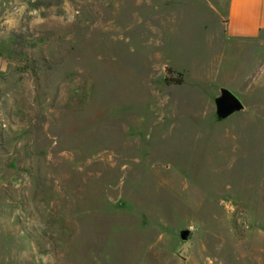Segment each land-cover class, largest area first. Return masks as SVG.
Instances as JSON below:
<instances>
[{
    "label": "rangeland",
    "instance_id": "obj_1",
    "mask_svg": "<svg viewBox=\"0 0 264 264\" xmlns=\"http://www.w3.org/2000/svg\"><path fill=\"white\" fill-rule=\"evenodd\" d=\"M226 4L0 0V264H264V86ZM220 88L244 111L214 123Z\"/></svg>",
    "mask_w": 264,
    "mask_h": 264
},
{
    "label": "crops",
    "instance_id": "obj_2",
    "mask_svg": "<svg viewBox=\"0 0 264 264\" xmlns=\"http://www.w3.org/2000/svg\"><path fill=\"white\" fill-rule=\"evenodd\" d=\"M221 29L224 41L255 55L249 79L264 86V0H227Z\"/></svg>",
    "mask_w": 264,
    "mask_h": 264
},
{
    "label": "water",
    "instance_id": "obj_3",
    "mask_svg": "<svg viewBox=\"0 0 264 264\" xmlns=\"http://www.w3.org/2000/svg\"><path fill=\"white\" fill-rule=\"evenodd\" d=\"M213 104V121L220 123L229 117L244 111L242 102L226 88H220L218 94L212 98ZM189 230L183 229L179 231V237L185 241L189 237Z\"/></svg>",
    "mask_w": 264,
    "mask_h": 264
},
{
    "label": "trees",
    "instance_id": "obj_4",
    "mask_svg": "<svg viewBox=\"0 0 264 264\" xmlns=\"http://www.w3.org/2000/svg\"><path fill=\"white\" fill-rule=\"evenodd\" d=\"M165 72H166V75L164 77V81L166 84L176 85V86H179L182 84V75L180 73H176L169 68H166ZM168 74H175L176 77H169Z\"/></svg>",
    "mask_w": 264,
    "mask_h": 264
}]
</instances>
